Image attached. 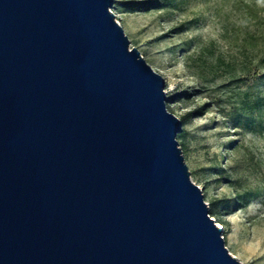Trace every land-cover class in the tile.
Instances as JSON below:
<instances>
[{
	"label": "water",
	"instance_id": "1",
	"mask_svg": "<svg viewBox=\"0 0 264 264\" xmlns=\"http://www.w3.org/2000/svg\"><path fill=\"white\" fill-rule=\"evenodd\" d=\"M114 6L0 0V264H243Z\"/></svg>",
	"mask_w": 264,
	"mask_h": 264
},
{
	"label": "rangeland",
	"instance_id": "2",
	"mask_svg": "<svg viewBox=\"0 0 264 264\" xmlns=\"http://www.w3.org/2000/svg\"><path fill=\"white\" fill-rule=\"evenodd\" d=\"M122 1L113 12L165 78L168 110L182 121L204 111L178 140L226 246L243 264H264V105L255 104L264 95V0H162L165 8L140 11ZM244 49L254 55L247 75ZM238 195L249 203L228 214L225 200Z\"/></svg>",
	"mask_w": 264,
	"mask_h": 264
},
{
	"label": "trees",
	"instance_id": "3",
	"mask_svg": "<svg viewBox=\"0 0 264 264\" xmlns=\"http://www.w3.org/2000/svg\"><path fill=\"white\" fill-rule=\"evenodd\" d=\"M119 5L124 6L127 10L129 11H140V10H149V9H163L166 7V1L162 0H125L119 3ZM242 56H243V63H242V70H243V75L249 74L252 69H253V53L248 50L244 49L242 51ZM264 61V57L262 58ZM234 75V74H233ZM264 76V73L261 75ZM243 77H240V79ZM185 95H188L189 93L185 92ZM172 96H168V100L172 99ZM255 104L257 106H263L264 105V95L260 96L256 99ZM204 111H201V109L197 110H192L189 111L186 115L183 116V123L188 122L190 119L203 115ZM248 124H250L249 121H247ZM186 135V130L182 131L180 134H178L177 139L182 140ZM250 201L249 195H238V198L236 201H232L230 199L225 200V207L227 209V213H232L233 210L231 209V206H233L235 203L240 204L243 206L244 204H248ZM223 202V201H222ZM214 216V214H213Z\"/></svg>",
	"mask_w": 264,
	"mask_h": 264
}]
</instances>
